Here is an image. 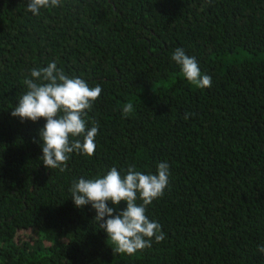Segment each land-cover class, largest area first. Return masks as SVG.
I'll return each mask as SVG.
<instances>
[{"label":"trees","instance_id":"obj_1","mask_svg":"<svg viewBox=\"0 0 264 264\" xmlns=\"http://www.w3.org/2000/svg\"><path fill=\"white\" fill-rule=\"evenodd\" d=\"M27 2L0 0V264H264V0H62L39 16ZM177 47L210 88L186 80ZM52 61L102 87L85 117L95 154L64 171L39 159L46 121L10 114ZM159 162L169 183L146 215L165 238L116 253L72 181Z\"/></svg>","mask_w":264,"mask_h":264},{"label":"clouds","instance_id":"obj_2","mask_svg":"<svg viewBox=\"0 0 264 264\" xmlns=\"http://www.w3.org/2000/svg\"><path fill=\"white\" fill-rule=\"evenodd\" d=\"M62 6V0H28L26 10L39 16L41 9ZM171 59L180 66L186 80L198 88H210L212 78L202 74L195 57L188 56L183 48L177 47ZM26 92L22 94L11 115L21 121L46 122L38 130L42 150L39 159L49 169L64 171L73 152L85 156L95 154V137L98 123L86 124L87 110L93 107L102 92L100 84L90 86L84 79L67 75L58 68L55 61L46 67L30 69V76L23 81ZM131 102L123 104V117L133 112ZM189 114H185V119ZM124 175L115 166L103 175L92 178L83 176L72 181L69 192L77 208L90 204L95 210V220L106 237L115 245L116 253L132 255L151 247L154 239L161 242L165 234L161 225L146 215V206L164 194L169 183V165L159 162L155 174L142 172L135 165H129ZM142 201L137 203V200ZM125 203L122 210L114 206ZM109 202L112 206H109ZM258 251L264 253V246Z\"/></svg>","mask_w":264,"mask_h":264},{"label":"rangeland","instance_id":"obj_3","mask_svg":"<svg viewBox=\"0 0 264 264\" xmlns=\"http://www.w3.org/2000/svg\"><path fill=\"white\" fill-rule=\"evenodd\" d=\"M30 231H28L27 233H29ZM33 233V231H31Z\"/></svg>","mask_w":264,"mask_h":264}]
</instances>
